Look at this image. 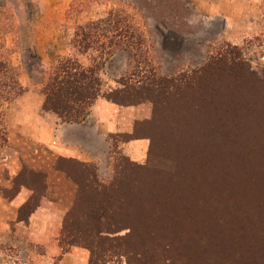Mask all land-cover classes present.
Wrapping results in <instances>:
<instances>
[{
	"label": "rangeland",
	"instance_id": "374dc122",
	"mask_svg": "<svg viewBox=\"0 0 264 264\" xmlns=\"http://www.w3.org/2000/svg\"><path fill=\"white\" fill-rule=\"evenodd\" d=\"M182 1L187 7L178 17L167 11L162 18L158 10L151 15L142 4L133 10L130 0H0L2 120L25 94L44 103L49 75L67 60L98 67L105 95L120 89L121 80L138 81L147 67V77L153 72L177 78L170 84L174 88L167 83L166 92L156 86L147 93L136 89L134 100H142L129 106L144 105L145 118L134 123L131 134L109 136L97 163L56 160L55 167L76 187L57 242L47 237L53 229L34 235L8 225L0 229V264H90L92 259L104 264L100 259H107L102 255L98 260L94 248L99 242L95 237L88 239L94 244L93 256L83 244L68 245V232L83 230L86 224L75 207L81 189L79 210L102 204L111 228L117 229L109 237L120 242L128 238L123 246L127 251H150L159 244L178 264L264 260V0ZM116 10L124 11L123 20L146 29L152 63L137 69L123 51L108 57L102 42L92 43L87 51L77 46L79 28L95 41L101 34L113 38L117 19L110 12ZM202 68L198 84L184 87V80ZM130 140H146L141 159L131 158L122 147ZM13 182L33 187L32 206L43 195L68 202L65 186L52 184L47 194L46 173L28 165L19 168ZM26 214L23 210L20 217ZM72 248L79 253L66 256Z\"/></svg>",
	"mask_w": 264,
	"mask_h": 264
},
{
	"label": "crops",
	"instance_id": "0c3cea01",
	"mask_svg": "<svg viewBox=\"0 0 264 264\" xmlns=\"http://www.w3.org/2000/svg\"><path fill=\"white\" fill-rule=\"evenodd\" d=\"M15 103L17 108L9 112L5 120H2L3 116L0 118V171L6 174L5 178L0 177V229L11 225L34 235L38 230L53 229L54 233L50 232L47 237L50 235L57 242L69 197L76 187L66 172L55 167L56 160L71 158L83 163H97L107 149L108 137L131 134L134 123L145 118L147 109L144 105L120 106L98 98L84 122L67 124L44 112L42 99L33 97L31 93L18 98ZM122 147L131 158L138 160L145 154L146 140H130ZM24 164L34 171L46 173L47 194L52 192V184L59 182L65 186L68 202L62 203L43 195L26 220H19L20 208L34 194L32 187L13 182ZM12 188L11 196L5 195ZM60 191L64 192L62 188ZM58 248L54 249L55 254L59 253ZM78 253L72 248L66 256Z\"/></svg>",
	"mask_w": 264,
	"mask_h": 264
},
{
	"label": "trees",
	"instance_id": "16d2710c",
	"mask_svg": "<svg viewBox=\"0 0 264 264\" xmlns=\"http://www.w3.org/2000/svg\"><path fill=\"white\" fill-rule=\"evenodd\" d=\"M130 2L131 3L128 7L133 8V10H140L139 6L142 4V6L146 8V11L151 15H155L154 10H158V15L162 18L165 16L167 11L168 14L173 11V16L178 17L182 10L187 7L182 0H130ZM111 14L116 17L114 20L117 19L114 27L112 28V35H110L113 38H108V35L101 34L99 35L97 41H95L94 38H91L90 32H86L85 28L84 30L79 28L81 32L76 33V36L79 37L81 35L82 39L81 41H78L77 46L81 50L87 51L91 48L92 43L96 44L97 42H102L100 45L105 47L102 49L104 51L107 50L104 54L108 57L113 56L118 51H123L127 53L129 57H132V61L135 63L137 69L141 64L152 63V58L150 56L151 45L148 44V34L146 29L136 26V24L133 23V20L129 22L128 20H123L120 16L121 14H124L123 10H116L115 13L110 12V15ZM87 39L90 42L87 41ZM136 58H138V60H135ZM97 69L98 67H84L78 62L72 60L60 63L58 67L55 68V70L49 75L47 84L44 87L43 92L45 100L43 103V109L54 113L62 123L78 124L86 120L90 114L92 104L98 98H103L120 106H129L137 104L140 102L139 100H142V98L138 101L134 100L132 94L134 93V96L137 98L139 94L136 92L138 91L136 90L137 88L142 89L147 93L155 91L152 86H156L160 87L159 89L161 91L166 92L168 91V85L177 81V78L170 79L169 77H160L159 75H155L153 72L147 77L144 75L149 72L147 70L149 68L147 67L146 69H141L142 73L140 77H138V81H135L133 84H128L127 82H123L121 80L118 82L121 86L120 89L114 90L108 95H105L101 91L102 82L97 74ZM222 70H224V68H221L220 71ZM197 72L198 73H196V76L193 79L184 80V87L186 86L187 88H192L198 84L199 78L205 70L203 71L202 68ZM134 77V74H132L130 80L134 79ZM174 86V84L170 85L171 88H174ZM31 199L32 197L30 200ZM30 200H28V202L20 208L18 213L19 220H26L30 211L39 201L38 200L36 204L32 206ZM82 201L83 190L81 189L80 192L78 191L75 207L77 211H80L78 219L81 220V218H84L86 224L83 230H78L76 233L68 232L67 238L71 239V242L68 243L69 246H80L79 244H83L81 246L88 249L93 256L94 253L92 251V247H94V244L88 242V239L93 236L99 241L94 247L98 249V253H100L98 260L102 257V255L107 259H100L104 264L113 263L111 258L125 260L126 264H135L136 262L141 264H178L177 261L172 258L166 257L164 254V248H161L159 244L153 245V249H150L151 252L147 250L146 247L145 249L142 247L139 251H127L126 249H123V246L128 244V242L126 243L128 238L121 237L120 239L122 242H120L119 240L109 237L110 234L117 232V229L114 231V229L111 228V224L109 223L110 221L106 218V214H104L105 209L102 204H98L93 208L89 207L86 210H79V206H81ZM23 210L28 211L25 218L20 217ZM64 233H67V225H64L63 234ZM147 239L151 240V238ZM110 241H117L116 246L106 245V243ZM251 260L256 264H264V260L258 261L256 257H252ZM90 264H97V262L92 259Z\"/></svg>",
	"mask_w": 264,
	"mask_h": 264
}]
</instances>
